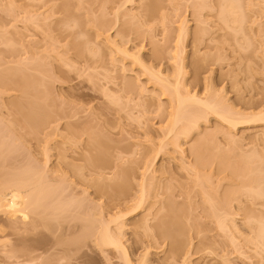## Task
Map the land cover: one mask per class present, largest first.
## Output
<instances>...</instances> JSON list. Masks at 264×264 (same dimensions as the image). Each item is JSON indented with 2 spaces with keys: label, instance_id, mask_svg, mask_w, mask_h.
<instances>
[{
  "label": "rangeland",
  "instance_id": "1",
  "mask_svg": "<svg viewBox=\"0 0 264 264\" xmlns=\"http://www.w3.org/2000/svg\"><path fill=\"white\" fill-rule=\"evenodd\" d=\"M222 1L0 0V78L15 76L18 72L21 74H16L17 78L23 74V79L31 77L40 84L39 88L34 85L35 91L40 89L37 98L41 102L38 104L50 111L47 116L46 112L45 115L40 113L37 125L25 122L11 103L23 101L30 95L27 90L24 95L27 87L20 94L17 89L21 87L16 84L14 88L6 84L7 89L0 85V185L19 174L26 176L42 170L47 179H61L63 186L68 187L67 192L82 204L80 215L71 220L61 219L56 225L51 222L48 232H44L46 237H39L40 246L33 252L34 223L18 219L11 223L0 213V264H123L119 253L109 249L101 252L94 242L95 237H83L89 230L83 228L89 219L94 223L92 227H98L100 219L107 220L119 209L125 213L133 204L129 202L116 209L113 204L106 207L104 198L99 199L94 184L90 185L96 177L89 175V160L98 151H103V155L98 154L102 158L99 161L110 168L114 166V173L119 166L127 171L126 179L115 177L111 183L122 191L121 195L119 192L121 198L129 196L130 199L139 194L143 170L157 154L150 167H153V171L150 169L153 174L148 175L154 177H150L155 179L152 184L157 185V194H161L145 204L147 210L152 208L149 218L160 207L165 214L170 199L174 200V206L185 202L187 196L188 202L191 200L190 212L187 207L184 209L189 213L182 229L185 231L181 230L180 235L176 233L178 236H174L173 245L169 240L163 244L159 241L155 248L141 229L133 227L148 214L147 210L142 209L123 221L122 243L129 251L132 264H140L145 252L149 253L146 264H182L180 259L164 261V257L170 245L179 244L184 236L182 243L185 241L187 247L181 245L186 251L190 246L189 264H248L247 261L256 264L258 257L248 256L242 261L243 256L235 253L242 249L234 251L228 243L225 246L232 235L236 241L248 236L240 220L243 210L240 209L235 218L238 227L244 228V235L240 234L241 229L239 234L229 233V237L219 230L216 217L211 220L210 212L211 204H219L224 195L234 200L241 192V183L247 182L246 177H254V182L264 178V138L255 141L259 137L255 133L263 131L264 125L251 124L233 129L210 115L201 120L198 129L188 137L179 136L177 144L182 143V154L175 152L177 149L170 143L173 135L165 136L175 107L174 99L163 94L161 85H180L183 97L186 92L202 99L207 96L224 106L220 107L242 114L259 112V108L252 107L264 100V0H239L243 10L240 8L238 13H243L244 18L241 17V25V22L233 25L236 31L230 30L232 26H228L232 23L229 21V25L219 22L217 11L221 9L218 5H222ZM197 36H202V40L195 39ZM196 40L200 42L195 45ZM204 56L206 61L203 60L201 71L195 76L193 64ZM156 73L165 79L163 84L153 76ZM17 78L10 79L15 81ZM21 95L24 96L22 99ZM96 136L102 144L93 139ZM231 136H236L237 142L230 144ZM89 137L92 142L95 140L94 148L90 147L92 150L87 148L89 142L92 143L87 140ZM95 143L102 150L95 147ZM161 144L164 147L156 153ZM195 148L198 156L193 152ZM62 153L66 160L61 162L60 159L57 163V156ZM199 156L205 157L204 161L207 158V163L202 161L206 166L199 171L202 174L199 177L198 173V177L206 180L204 184L209 188L204 185L202 190L203 183L194 184L196 176L191 168ZM182 164L190 166L192 174L181 171ZM70 165L84 174L86 181L84 177L74 178ZM206 175L207 179L204 178ZM167 188L172 192H166ZM113 189L117 194L118 191ZM200 190H204L203 193ZM202 194L205 198L208 195L205 202ZM238 196L244 201L245 198ZM153 202L156 204L152 207ZM183 207L180 208L183 210ZM84 213L90 214V218ZM156 220L150 222L157 227L152 229L153 234L165 224V219ZM74 226L79 230L72 234L69 227ZM134 231L138 233L135 235ZM40 232H43L41 226L35 233ZM89 233L87 231L90 236ZM239 241L242 247L244 240ZM244 251L249 252L248 249ZM248 252L245 256L252 255Z\"/></svg>",
  "mask_w": 264,
  "mask_h": 264
},
{
  "label": "bare ground",
  "instance_id": "2",
  "mask_svg": "<svg viewBox=\"0 0 264 264\" xmlns=\"http://www.w3.org/2000/svg\"><path fill=\"white\" fill-rule=\"evenodd\" d=\"M241 1H239V0H223L222 3H220L221 1L219 2L220 4H222V5H218V6H220L221 9L219 11V8H218V11H217L219 13V16L218 15L217 16H218V19H220L219 20V22H221L220 24L223 23V25L224 24L229 25L230 23H232V25H230L228 27L232 26V28H230V30L235 29V28H233V25L236 23L238 24L239 22H241L240 20H243L242 18H244L243 13L242 14H241V12L238 13V11H240V8H241V11L243 10L242 7H240V6H242ZM240 14L243 16H241ZM239 24L241 25L242 22ZM228 27H226V28H228ZM240 27L241 26H239V28ZM181 28H183V27H181ZM238 30L240 31L241 29H238ZM234 31H236V29ZM197 35L199 36L200 34H197ZM198 36L195 39L198 38V40H202L201 39L202 36L200 38ZM198 40H196V42H194L193 44L196 45L198 42H200ZM195 45H194V47H196ZM196 49L197 48H194V50H196ZM195 52H197V51H195ZM204 57L202 60H200V62H196L193 64V73L195 76L198 72L201 71L202 65H203L204 61H206L205 60L206 57L205 58ZM18 73H20V72H18ZM18 73H16V74H18ZM16 74H15V76H12V75L6 76V78L4 76H2V78H0V85L3 87H1V88L5 89L6 84H8V83L11 84V85L8 84L9 86H11V87L13 86V88H14V86L16 84L17 85L16 87H21L20 89L19 88L17 89V90H19V92L21 94V91H23L22 89L27 87V89H24V91H23L24 95L26 94L25 93L26 90H27L26 91L27 94L29 92L31 94L29 93L30 95H27V97H24L21 95L20 99H22V97H24V99H22L23 101H19L20 103L14 101L13 102L14 104L11 103V105L14 106V109H13V107H12V109L17 113H20L22 115V117L19 114H18V116L21 117L22 119H24L25 122H27L29 124L37 125L38 124L37 121L39 120L38 118L40 116V113H41V115H42V113H44V115H45V112H46V116L48 115L47 114L48 110H46L47 107L45 106L46 108L43 109V107L40 106L41 104H38L39 101L41 102V99L37 98L39 95L38 93L40 92V89H39V92L35 91L36 87L34 85H36V86L38 85V88H39L40 84H38V82L36 84V81L34 79H32L31 77H29V78L25 77V79H23L25 76L24 74L22 75L23 77L20 76L19 78H17ZM153 76L156 77V80L159 84H163L165 82V79L160 77V73L153 74ZM15 77L17 78L15 81L10 79V78H15ZM5 79H7V80H5ZM30 80H32V81H30ZM10 81H11V83H10ZM33 81H35V83ZM4 82H6V83H4ZM12 82H13V84H12ZM31 83H32V85H31ZM161 86L163 89V94H166L169 97H172L174 99V107L175 108H173L174 112L171 115L172 123H171L170 128L168 129V133L165 136L167 137V136H170L171 134L173 135L171 137V140L170 139L169 140H170V143L172 145H174L173 147L175 149H177L175 152L181 151L180 153L182 154L183 153L182 151H184V150H182V148H180V147H182L181 146L182 143L177 144V142H179V141H177V140H179V136H184L185 138L188 137L191 132H193L195 129H198L200 121L206 120L208 118V116H210V115H214L217 119H219L221 122H223L225 125H227V127L233 128V129H236V128L242 127V126L251 125V124H253V125L254 124L255 125H257V124L258 125L259 124L264 125V100L255 104L254 107H252L254 109L259 108L258 113H256V114H242L240 112H236V111L232 110L231 108L230 109L229 108L228 109L222 108L224 106H222L221 104H217L216 103L217 101L213 100L212 98L210 100V98L208 97L209 98L208 99L207 96H205V98L202 99V98H199L196 96H190V94L188 92H186V97H183L180 93V89H181L180 85H173V86H169V87H166L164 85H161ZM28 89L29 90L31 89V91H28ZM33 90L36 92L35 94H34ZM41 92H42L41 94H43V91H41ZM42 96H45V93ZM20 99H18V100H20ZM42 101H44V100H42ZM220 106H222V107H220ZM42 110H44V112H41ZM38 112H39V114H38ZM48 113H50V111H48ZM180 123H181V125L179 126L180 128L175 132L174 130L177 128V126ZM217 132L218 131H216L215 133H217ZM255 134H257L256 136H259V137L255 136L256 137L255 141L256 140L259 141V139L261 140L260 137L264 138V130L261 131L260 133H255ZM89 138L87 140L88 141L90 140L92 142V137L90 139ZM94 138L96 139L97 136L93 137V139ZM236 138H237L236 136L235 137L231 136L228 139L230 144L237 142L238 138L237 139ZM263 138H262V140H263ZM96 141H97V139H96ZM92 143L89 142V146H88V142L86 143V145L88 146L87 147L88 149L90 147L94 148L93 147L94 143L93 144ZM97 143L102 144L103 142H101V140H100V142L97 141ZM198 143H199L198 145L200 146V141ZM90 144L92 146H90ZM106 144H108L107 141H106ZM86 145H85V147H86ZM163 145L164 144L159 145V149H157V151H155V152L160 153L161 152L160 149L162 150V148L164 147ZM97 146L100 147V145L95 143V147H97ZM85 147H84V149H87ZM105 147H107V146H105ZM91 148H90V150H92ZM100 149H101V147H100ZM100 149H98V150H100ZM196 149L197 148L193 149V152L194 151L198 152L197 151L198 149L197 150ZM104 150H107V148H104ZM98 152L94 153L95 156L93 155L92 156L93 158L91 157L92 160L91 159L89 160L90 161V163H89L90 174L89 173L88 174L90 175V177H91V175L96 177V181H94V183H92L90 185L94 184L93 188L95 189V192L99 196V199L104 198L106 207L110 204H113L114 208H116V209L118 208V206L121 207L123 204L127 205L129 202H132L133 204L127 208V211L125 213H122L119 209V211L117 213L110 215L107 220L100 219V221L98 222V225H99L98 227H92L94 225V223L91 221V219H89L88 224L86 226H84L83 228H85V230H87V228L89 230L90 229H92V230H91V232L89 230H87L88 233L90 232L89 233L90 236L87 234V231H86V234L84 233L86 236L84 235L83 237H85L84 239H86L87 237H95L94 242H95L96 246H98V248L101 250V252H105L102 249H104V250L109 249L110 251H115L116 253H119L122 256L121 260H123V264H132V260L128 254L129 251L122 243V239L124 236V227H125V224L123 221L128 219V218L134 217L139 212H141L142 209H144V211L147 210L144 207H145V204L148 202V200L150 198H153V200L155 198V200H156V197L161 194V193L157 194L158 191H156V190H159V188L157 187L156 184L153 183L154 185H156V188H158V189L155 188V191H156V193H155V191H154L155 186L152 184V181L154 182L155 179L153 180L154 177L148 175L150 173L153 174V172H151V171H153V169H152L153 167L152 168H150V167L153 166L154 163H152V162L156 159L154 157H156L157 154H155L156 156L153 157V159H152L153 161L152 160L150 162L148 161V164L145 163V164H147V166L144 164V166H146V168L143 170L142 180H141V184L139 186L140 192L138 195H136V197L131 196V199H130V197L128 195H127L128 198H124V197L121 198L119 196L120 191L117 189V187L114 184H113L114 185L113 186L111 183V181L113 182V179L115 177L126 179L128 176L127 171L125 169L121 168V166H119L120 168L116 167L117 172L115 171V173H114L113 172L114 169L112 170V168L114 166L112 168H110L111 166H108L105 163L103 164L101 160L99 161V159L101 157L99 158L98 154L100 156V153L102 154L103 151H101L99 153ZM196 152H194V154ZM104 154H108V153L104 152ZM91 155H92V151H91ZM195 155L198 156L197 154H195ZM48 156L49 155H46V158H49ZM59 156H60V158H59ZM57 157H58L57 163H59L60 159H61V162L66 160L65 159L66 156H64L63 153L61 155H58ZM196 158H197L196 160H198V161H196L197 162L195 164L196 166L193 165V167H191L192 169H194L193 170L194 172L192 170H190L191 168L189 169L190 166H188V165L186 166L183 164H182V166H180L181 169L182 168L183 169L182 170L180 169V170L181 171L184 170V172H187V173L193 172V174L196 176V178L193 176L194 179L196 180V182L194 184L198 185V184L203 183V185L200 188L202 190V187L204 185H206V184H204V182L206 183V180H203V179L200 180L202 177L200 179H199V177L202 174V173L200 174V172H201L200 170H202V168L206 166L205 163L204 164L202 163V161H204L203 159L205 157L199 156ZM206 161H207V158L204 162H206ZM103 162H105V161H103ZM114 164L116 165V163H114ZM257 164H260V162H257ZM70 166H71V169L73 172L72 175L74 178L76 177V178L82 179V177H84V181H86L84 174L82 175V173H79L80 171L77 168L73 167L72 165H70ZM150 169H152V170L150 171ZM217 169H219V168H217ZM220 169H219V171H221ZM257 169H260V167ZM57 171H59V170H56L55 172L58 173ZM166 171H163V172H166ZM188 171H190V172H188ZM198 173L200 174L199 177H198ZM110 174H111V177H110ZM146 175L148 178L146 177ZM14 177H15L14 179H12V180L10 179L9 181L7 180L4 183H1V185H0V213L3 216H5L7 218V220H9V222H11V223L16 221L17 219H18V221L20 220L21 222L28 221V222H32V224L34 223L33 227H32V230L34 232V234H33L34 236L31 240V242H32L31 251L33 252L37 248H39V246H40L41 241H40L39 237H42V238L46 237L44 232H48L47 230L49 229L51 222L52 223L54 222L53 224L56 225V224H58L59 220H61V219L71 220L73 218V216L80 215V208H81L82 204L77 198H74L72 194H69L67 192L68 187L63 186L61 179H60V181L54 180L52 178L47 179L45 174H44V171H42V170H35V171L31 172V174H29V175L26 174V176L24 174H19L18 176H14ZM150 177H153V178H150ZM204 178L207 179V175ZM251 178L248 176V177H246V180H245V182L246 181L247 182L246 183L242 182V183H244V185H243L244 188H242V183L240 186L241 187L240 191L242 192V195H241V192H240V194L238 193V195L245 198L244 201H242L243 199L240 200L238 195H237L238 197L236 196V198H238V199H236L234 197L235 198V199L233 198L234 200H231L232 197L224 195V197L220 200L221 203H220V201L218 202L219 204H211L210 203L211 201H209V204H211V206H212V212H210V215L213 216V219H211V220H214V218L216 217L215 220L219 226L218 228L221 231V233L222 232L224 233V236L225 235L228 236V234L231 232H233V234L235 232L239 234L240 230L242 229V231L240 232V234H241V233H243V229L246 227V231H247L246 235H248V236H243L244 235V233H243V234H241L244 237L242 240L239 241L237 238V240L239 242L244 240L243 244L241 243L243 245L242 247H240L238 241H236V238L234 239V235L230 236V238L227 239L228 241H231V243H229L227 241L225 246H227V243L230 244L231 246H229V247L233 246L232 248H233V250L235 249L234 251H236V248L242 249L243 251L245 249H248L249 252L248 251L247 252L250 253V251H251L253 256L251 254H248L247 256H245L247 254V252H245V251L243 252L241 250H238L235 253L239 252L238 255L243 256L242 261L244 259L247 260L248 256H251V258H254V257L257 258L258 257L256 264L257 263L258 264H264V190H262V188H261V185L262 184L264 185V181H263L264 178L262 177V180H261V178L258 177L259 178V179H257L258 182H254L255 181L254 177H251ZM208 180H210V178ZM208 180H207V184L209 182ZM47 183H53L54 185L52 186V185L47 184ZM207 187L208 186L206 185V188ZM113 188H115V190L118 191L117 192L118 195L114 194ZM242 189H243V191H242ZM263 189H264V187H263ZM167 190L169 192H172V190L170 191L168 188L166 189V192H168ZM151 191H154V193H151ZM203 191H201L200 193H203ZM121 193H122V191L120 192V195H121ZM202 197H204V198H202L204 201V200H206L208 195L205 198V194H202ZM189 199L187 196L185 202H183L185 206L183 205V203L182 204L178 203L179 205L175 204V206H174V203L172 202V201H174L173 199H170L171 201L169 200L171 203L167 200L168 203L166 202L167 205L165 204L167 211L165 212V214H163V209L160 207V209H158L156 211V213L154 212V215L152 216V218H149L150 214H151L150 210L152 209L150 207L147 210L148 214L145 215L140 220H138V222H135L133 224V227L135 229H137V228L141 229L144 233V237L155 248L158 247V244H160V242L163 244L167 240H169V243L171 245H173L174 244L173 243L174 236H176V235L178 236V234L180 235V232L182 234V231H183L182 229L185 228V224L187 223L188 218L185 216L189 215V213H188V212H190L189 208H191V206H189V203L191 200L188 202ZM233 202L234 203L236 202L235 203L237 205V206L235 205L236 207L232 205ZM153 203H152V207L156 204V202H153ZM185 203H188V206ZM203 203H201V206ZM241 204H244L246 206L241 205ZM180 205H182V206H180ZM204 205H205V203L203 204V206ZM213 205H216V206H213ZM176 206H178V207L184 206V207L182 210V208H180V207L177 208ZM241 206H244V207H241ZM185 207L188 208V212L186 211L188 213L187 215H186V212L184 211ZM232 207H234L235 210L232 209ZM187 208L185 210H187ZM201 209L203 210L202 207H201ZM240 209L243 210V212L241 211L243 214L242 215L243 219L240 218V220H242V222H243L242 226H244V228L241 226L242 227L241 229L236 224V218H235V216H237L236 213L238 211L240 212ZM204 210H206L205 207H204ZM231 211H233L235 214ZM255 211H257L258 213ZM148 215H149V217H148ZM32 216L35 218L32 219L31 218ZM84 216L85 217L89 216V218H90V214L87 215L86 213H84ZM208 217H209V214H208ZM156 219L157 220L158 219L159 220L165 219V224H164V226L160 225L158 227L157 232L153 234L152 229H157V227H156V225H152L150 222L151 221L153 222ZM185 219H186V221H185ZM237 219H239V216ZM213 223H214V221H213ZM39 226L42 227L43 232L36 234L35 232H37V229ZM55 227H57V226H55ZM69 229H70V232L72 234L75 230H77V231L79 230L78 228H76V226L69 227ZM85 230H84V232H85ZM184 231H185V229H184ZM177 232H178V234H176ZM244 232H245V230H244ZM137 233L138 232L134 231L135 235ZM184 237H181V238L184 239ZM239 237H241V236L239 235ZM183 239L179 240L180 241L179 244H176V242H175V246L170 245V249L167 250V253L165 255L166 257H164V261H167L168 258H170L169 260H172V261L180 259L182 264H189L187 257H188V251H189L188 249L190 248V246L188 247V249L186 251V248L183 247V245H181ZM233 240L235 241V243ZM135 242L136 241H134V243ZM236 243L239 245V247L237 246ZM182 244H184V246H186L185 241ZM188 244H189V242H188ZM134 245H136V243ZM234 246H235V248H234ZM184 248H185V250L182 251ZM145 249L147 250L148 248H145ZM147 255H149V253L145 252V254L142 257V260L139 262L140 264H146L147 263V258H146ZM251 261H252V259H251ZM247 262L250 263V261H247ZM253 263L254 262L252 261V264Z\"/></svg>",
  "mask_w": 264,
  "mask_h": 264
}]
</instances>
